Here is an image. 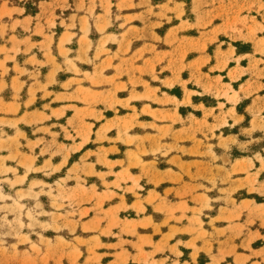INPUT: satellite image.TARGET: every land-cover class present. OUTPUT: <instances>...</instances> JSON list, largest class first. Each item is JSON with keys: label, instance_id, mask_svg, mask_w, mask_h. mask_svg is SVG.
Returning a JSON list of instances; mask_svg holds the SVG:
<instances>
[{"label": "rangeland", "instance_id": "1", "mask_svg": "<svg viewBox=\"0 0 264 264\" xmlns=\"http://www.w3.org/2000/svg\"><path fill=\"white\" fill-rule=\"evenodd\" d=\"M0 264H264V0H0Z\"/></svg>", "mask_w": 264, "mask_h": 264}]
</instances>
